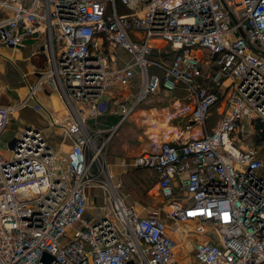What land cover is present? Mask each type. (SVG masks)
Instances as JSON below:
<instances>
[{"label":"built area","instance_id":"obj_1","mask_svg":"<svg viewBox=\"0 0 264 264\" xmlns=\"http://www.w3.org/2000/svg\"><path fill=\"white\" fill-rule=\"evenodd\" d=\"M3 10L0 49L37 33L48 49L28 95L0 105V134L51 89L66 112L50 127L70 149L29 126L0 152V264H264V158L237 137L264 124V0H0ZM156 39L174 51L161 62ZM180 90L192 122L151 136L136 159L156 171L166 217H141L113 183L110 137L98 143L88 122L108 109L125 121L148 96ZM91 188L106 204L88 215Z\"/></svg>","mask_w":264,"mask_h":264},{"label":"crops","instance_id":"obj_2","mask_svg":"<svg viewBox=\"0 0 264 264\" xmlns=\"http://www.w3.org/2000/svg\"><path fill=\"white\" fill-rule=\"evenodd\" d=\"M8 15L9 12L7 10L0 11V21L7 18ZM153 45L154 51L158 53H174V51L171 50L170 44L164 40L156 39L153 41ZM47 49L48 41L46 39V36L43 35V33L34 34L24 45L20 47H4L0 49L1 106L12 104L15 101L23 99L28 95L29 87L35 81L37 75L41 71H43V69L47 66ZM136 85L137 83L135 82L132 87L125 91L129 92L128 97L137 93L132 90V88ZM150 96H155V98H172V101L169 106H167V104L163 102H159L157 104L144 108H140V104L142 103L141 102L137 106L135 111L131 114V116L125 121H121V115L113 109H108V111L98 117L99 119L114 116L118 117L117 123L112 126L113 128L109 136V142L112 137V132H116L117 129L122 127L128 121V119H131L133 116H136L141 120V126H144L146 130L145 135L148 140L147 143L150 142L151 136L155 137V135H159L160 133L166 132L167 130H171L174 127H184L188 123L192 122L191 112L184 109L185 106H187L188 104V99L184 91H160ZM29 108L30 110H32V112L27 110ZM226 108L227 106L224 101L217 103L212 108L208 120L211 121L214 127L216 126L218 120L222 117L224 111H226ZM23 110L27 119L24 122V129L29 126H35L41 129L44 134L45 132L47 133V137L50 139V142L53 146H60L62 145L61 143H63L66 144V152L70 149V147L68 148V144L70 143V141L66 137L62 136L61 130L58 127H50V121L53 117L52 115L61 116L62 114H64V112H66L64 105L56 91L47 89L40 92L34 100H31L28 105H26L23 109L19 111ZM139 113L140 115H138ZM14 114L12 116V120ZM98 118L89 120L88 123L90 128L93 127L91 125V122ZM147 122L149 124H147ZM252 125L254 124L252 123ZM213 128H209V130H212ZM196 129L198 128L196 127ZM97 130H103L101 136L103 138H108L104 129L96 128L95 131ZM103 135H105L106 137H104ZM145 150L146 149H144L143 152ZM141 155H139L138 157H140ZM136 159L127 161L121 158L111 159L109 164L113 175V183L121 184L119 193L123 197L125 203L128 206L133 207L141 217H149L153 211L155 212L159 210L160 216L165 218L166 206L164 203V197L158 188L157 173L153 168L136 166ZM137 169L151 170L154 176V183L150 187L144 186L145 188L140 189L139 191L138 189H131V196L129 191H127L126 189L123 176L126 173L134 172ZM88 197V215H93L96 211V207H102L106 204V196L104 190L101 188L89 189ZM189 247L188 249L185 248V250H192L191 245H189Z\"/></svg>","mask_w":264,"mask_h":264},{"label":"rangeland","instance_id":"obj_3","mask_svg":"<svg viewBox=\"0 0 264 264\" xmlns=\"http://www.w3.org/2000/svg\"><path fill=\"white\" fill-rule=\"evenodd\" d=\"M118 55L123 56V58H126V59H131V54L121 49H118ZM152 58L155 61H159V62L164 60L163 53H158L156 51L153 53ZM165 63L169 65V60L165 61ZM156 70H157V66L152 65L150 66L149 72L150 74H152ZM135 82L137 83V85L133 87L132 90L134 92H138L140 88L139 81L136 80ZM128 95H129V92H125L123 94V97H120V98L121 99L128 98ZM23 99H19V100H23ZM171 101H172V98H164V97L155 98V96H149L140 104V108L152 106L159 102H163L167 104V106H169ZM27 110L32 112L30 108ZM138 115H140V113ZM25 120L27 119L25 117L24 110L15 112L13 120L6 127V129L0 134V152L4 156L9 157L11 155L7 151L6 145H8L13 139H15L19 135L20 132L23 131ZM147 124L149 123L147 122ZM91 125L93 126L91 127L92 130H95L96 128L104 129L108 137L110 136L111 130L113 128L108 123V121L104 122L103 120H100L99 118L92 121ZM141 125H142L141 120L137 118L136 116H133L131 119H128V121L122 127L117 129L116 132L114 133L112 132L111 140L109 142V145L107 146V158H108L109 163L112 158H121L126 161L133 160V159L135 160L139 155L143 153L144 149L148 148L149 143H147L148 140L145 135L146 130L144 126H141ZM208 127L210 129L214 127V125L211 123L210 120H208ZM45 135L48 136L46 132H45ZM103 136L106 137L105 135ZM237 137H238V143L241 144V146L251 147V148L258 150L260 155L264 158V142H258L257 137H256L255 124L254 125L251 124L248 130L241 131ZM102 139H103L102 136L98 137L97 142L100 143ZM153 179H154L153 172L151 170H145V169H137L136 171L126 173L123 176L126 189L127 191H129L131 196H132L131 189H135V190L138 189L139 191L140 189L145 188L144 186L150 187L154 183ZM188 247L187 245H185L184 250L185 248L188 249ZM47 256L48 255L45 254L44 259H46Z\"/></svg>","mask_w":264,"mask_h":264},{"label":"trees","instance_id":"obj_4","mask_svg":"<svg viewBox=\"0 0 264 264\" xmlns=\"http://www.w3.org/2000/svg\"><path fill=\"white\" fill-rule=\"evenodd\" d=\"M100 120L104 122L108 121L111 126H114L118 121V117H107ZM254 124L256 126V137L258 142H264V124L260 121H255Z\"/></svg>","mask_w":264,"mask_h":264},{"label":"water","instance_id":"obj_5","mask_svg":"<svg viewBox=\"0 0 264 264\" xmlns=\"http://www.w3.org/2000/svg\"><path fill=\"white\" fill-rule=\"evenodd\" d=\"M231 16H232V19H233L234 23H236L237 22V19L235 18V16L233 15V13H231ZM240 33L243 36H245V33L241 29H240ZM48 259H49V257L47 256V258L46 259H43V260L46 262Z\"/></svg>","mask_w":264,"mask_h":264}]
</instances>
